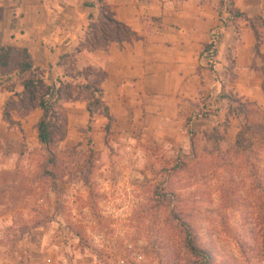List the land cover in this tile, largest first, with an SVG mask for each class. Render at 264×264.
Instances as JSON below:
<instances>
[{
    "label": "rangeland",
    "instance_id": "obj_1",
    "mask_svg": "<svg viewBox=\"0 0 264 264\" xmlns=\"http://www.w3.org/2000/svg\"><path fill=\"white\" fill-rule=\"evenodd\" d=\"M223 9L228 12V2ZM227 108L216 101L194 113L186 121L190 146L171 149L148 140L132 145L112 125L106 135L101 117L88 131L84 113L65 107L67 136L59 152L68 156L54 167L46 164L29 116L21 120L22 135L0 117V264H188L171 212L224 264H264L236 245L251 244L264 197L255 205L247 169L228 154L239 122L227 117ZM195 122L206 127L194 128ZM259 167L264 179V160ZM160 191L175 198L162 199Z\"/></svg>",
    "mask_w": 264,
    "mask_h": 264
},
{
    "label": "crops",
    "instance_id": "obj_2",
    "mask_svg": "<svg viewBox=\"0 0 264 264\" xmlns=\"http://www.w3.org/2000/svg\"><path fill=\"white\" fill-rule=\"evenodd\" d=\"M94 2L0 0V98L7 96L1 82L13 80L22 63L42 71L51 84L63 74L60 60L69 56L78 71L91 68L107 75L102 91L114 131L132 145L148 140L171 149L190 146L186 121L205 111L207 104L225 103L222 94L264 107L262 63L254 55L253 34L245 19L264 22V0H232L233 11L244 18L228 15L229 25L224 26L216 0H103L138 41L122 48L112 44L106 52L77 53L88 25L99 17L97 6L86 7ZM215 29L218 65L212 73L201 53ZM258 33L259 54L264 56V29ZM65 107L88 119L84 104ZM29 117L36 124L40 112ZM203 125L193 126L204 129Z\"/></svg>",
    "mask_w": 264,
    "mask_h": 264
},
{
    "label": "trees",
    "instance_id": "obj_3",
    "mask_svg": "<svg viewBox=\"0 0 264 264\" xmlns=\"http://www.w3.org/2000/svg\"><path fill=\"white\" fill-rule=\"evenodd\" d=\"M201 1V0H199ZM222 6L224 2L229 3L230 9L227 14L232 19L244 18L232 9V0H216ZM97 6L99 17L95 23L87 27V32L83 37V42L76 50L79 53L82 50L88 52L102 51L106 52L110 45L116 44L122 48L124 45L132 44L138 41V37L127 26L117 22L113 11L105 5L103 0H95L93 4H86V7ZM221 9V10H222ZM221 16V11L218 13ZM253 34L254 55L260 59L262 68L260 72L264 75V56L259 54L260 35L258 29H264V22L258 18L247 19ZM67 60H71L67 62ZM74 59L65 56L60 60L63 74L51 84L44 81L43 72L33 68L29 63H22L14 79L17 83H10L11 78L6 79L2 87L6 92L7 98L4 101L1 110V121L9 128L15 129L22 135L21 120L30 116L31 113L38 111L40 117L35 126L36 140L44 153L47 155L46 164L54 167L57 162L68 156L66 152H59V146L64 142L67 136V115L64 109L66 104H84L87 114V130L90 131L95 118L101 117L106 121L104 132L107 135L110 132L113 123V117L104 101L102 85L107 75L101 70L83 69L74 71ZM4 65V64H3ZM69 65V66H68ZM10 83L7 86V84ZM19 88V90H16ZM264 89V81L261 86ZM228 104L227 117H231L239 122V128L235 135L233 145L230 150V157L242 162V166L247 169L250 179L247 188L249 195H252L255 205H259L264 197V179L259 176L260 164L264 160V109L256 106L254 103L241 102L231 99L230 95L222 94L220 97ZM212 140V138H210ZM88 144L91 141L88 140ZM89 159L85 168H90V162L93 152L88 150ZM70 155V154H69ZM182 164V162H181ZM184 167V164H182ZM171 170V172H176ZM87 174V173H86ZM52 180V188L55 189L54 176L48 173ZM162 193V194H161ZM160 191V198H168L171 201L175 195L163 194ZM263 195V196H262ZM171 217L180 228L183 236V248L189 256L188 264H224L223 259L218 257L215 249L209 246H201L196 236L193 235L192 228L180 217V215L171 212ZM255 232L251 235L248 244L247 241H237L236 245L241 255L256 256L260 261L264 260V217L256 216ZM261 244V246H258ZM263 249L261 250L260 248Z\"/></svg>",
    "mask_w": 264,
    "mask_h": 264
},
{
    "label": "built area",
    "instance_id": "obj_4",
    "mask_svg": "<svg viewBox=\"0 0 264 264\" xmlns=\"http://www.w3.org/2000/svg\"><path fill=\"white\" fill-rule=\"evenodd\" d=\"M227 12L226 9H222L221 10V16H220V23L222 26H224L225 24H227ZM218 39H219V33L218 30H214L209 39L208 42L206 43L205 47L202 49V53H201V59L204 62L205 66L212 72L215 73L216 71V67H217V43H218ZM214 80L216 81V78H214ZM195 117H200L199 115L195 114L193 116V118Z\"/></svg>",
    "mask_w": 264,
    "mask_h": 264
}]
</instances>
